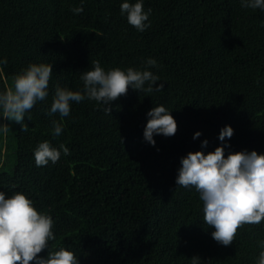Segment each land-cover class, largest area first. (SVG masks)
I'll use <instances>...</instances> for the list:
<instances>
[{"label":"trees","instance_id":"16d2710c","mask_svg":"<svg viewBox=\"0 0 264 264\" xmlns=\"http://www.w3.org/2000/svg\"><path fill=\"white\" fill-rule=\"evenodd\" d=\"M0 0V90L29 63H52L49 95L25 123L0 133V190L26 193L54 220L50 248L69 247L80 264H255L264 221L238 228L230 246L211 238L195 189L175 184L180 157L220 145L264 153V12L239 0H144L151 26L137 32L120 16L121 0ZM166 80L162 92L128 89L111 113L95 101L72 103L70 115L47 114L54 86L82 89L80 72L142 67ZM159 83V82H157ZM163 104L177 122L171 137L143 140L146 113ZM2 115V112H0ZM30 117V119H28ZM52 120L64 124L58 137ZM202 135L193 139V134ZM47 140L70 154L36 167L33 149ZM46 250L40 255H45Z\"/></svg>","mask_w":264,"mask_h":264},{"label":"clouds","instance_id":"9594fccd","mask_svg":"<svg viewBox=\"0 0 264 264\" xmlns=\"http://www.w3.org/2000/svg\"><path fill=\"white\" fill-rule=\"evenodd\" d=\"M242 8L264 12V0H239ZM80 6L71 9L74 15L81 14ZM119 13L137 32L143 33L150 26L151 8H144V0H121ZM7 65V58L0 57V74ZM159 68L157 60L147 58L140 68L112 67L105 69L99 61L91 68L80 72L83 87L70 90L59 84L54 86L52 102L47 114L70 115L71 104L95 101L103 105L106 114L111 113L112 102L125 95L129 88L139 92H162L166 80L151 69ZM53 73L52 63H29L13 78V84L0 90V133L10 130L14 121L22 131H28L24 122L26 113L49 95V81ZM159 82V83H157ZM143 140L155 146V135L171 137L177 131V122L171 111L163 104L153 106L146 113ZM30 119V117L28 118ZM52 134L58 137L64 124L52 120ZM234 129L224 125L218 134L221 142L213 151L205 152L209 141H201V150L189 151L180 157L175 184L186 189H195L202 202L203 223L212 228L211 238L222 246H230L238 228L245 224H260L264 221V153L256 150L227 151ZM202 135L193 134V139ZM61 154L67 156L69 149L60 144L53 146L47 140L38 142L33 149L36 167L56 164ZM54 220L49 211L39 210L34 201L23 191L11 194L0 190V264H80L78 256L66 246L51 249L49 242L55 239ZM259 248L255 264H264V239L257 241ZM46 250L45 255H40ZM198 264L199 257H192Z\"/></svg>","mask_w":264,"mask_h":264}]
</instances>
